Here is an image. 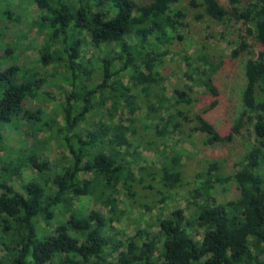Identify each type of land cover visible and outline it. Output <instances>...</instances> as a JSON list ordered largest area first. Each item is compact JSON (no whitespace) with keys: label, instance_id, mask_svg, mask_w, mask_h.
Here are the masks:
<instances>
[{"label":"trees","instance_id":"obj_1","mask_svg":"<svg viewBox=\"0 0 264 264\" xmlns=\"http://www.w3.org/2000/svg\"><path fill=\"white\" fill-rule=\"evenodd\" d=\"M30 1L38 6L34 16H27L29 0H0V21L19 22L12 8L25 13L26 30H35L41 42L37 66L21 70L14 62L0 72V142L4 127L20 118L32 125L35 142L33 151L19 149L16 159L1 162L25 180L22 191L0 182V264H264V0H227L228 7L218 0L188 3L197 10L194 21L208 22L207 28L228 26L229 20L244 28L232 57L247 50L245 38L258 48L256 57L242 62L240 108L226 134L205 117L219 103L213 76L221 63L211 61L203 48L177 57L180 76L192 84L177 87L176 103L166 105L161 68L175 55L172 43L188 34L182 0ZM26 34L21 30L7 45L0 33L3 61L24 50ZM88 47L96 55L87 57ZM42 68L49 81H63L69 91L59 88L65 102L50 112L40 106L30 113L23 107L28 97L55 101L40 91ZM199 87L212 101L194 111ZM177 105L181 109L172 116L169 107ZM119 113L124 118L116 120ZM172 135L193 149L197 138L212 148L236 135L246 141L229 173L223 172L226 160L209 159L187 183L181 168L192 154L168 148ZM52 146L60 150L55 160L36 157ZM142 147L156 161L142 159ZM45 171L53 176L50 183L42 177ZM144 178L153 184L144 186ZM225 184L234 197L219 201L216 187ZM139 185L153 191L150 205L164 211L180 198L183 206L150 222L139 215L144 226L133 224L129 235L112 227L127 215L118 209L117 196L121 187L138 207L144 202L135 189ZM90 197L110 216L79 203ZM57 214L65 220L47 229Z\"/></svg>","mask_w":264,"mask_h":264},{"label":"rangeland","instance_id":"obj_2","mask_svg":"<svg viewBox=\"0 0 264 264\" xmlns=\"http://www.w3.org/2000/svg\"><path fill=\"white\" fill-rule=\"evenodd\" d=\"M6 1V0H3ZM1 0V2H3ZM139 2H146L147 0H137ZM190 0H182L181 7L186 9L187 12V21H188V34L185 35L182 41H175L172 43V50L174 51L175 55H168L165 58L164 65L161 68V74L165 77L163 82L164 87V95L170 101L166 105H171L176 103L174 100V90L182 85H191L192 82L182 79L179 74V63L177 57H183L184 55L193 56L198 49L203 48L204 52L210 57L211 61L217 63L220 62V68L214 74L213 79L214 82L219 90V103L217 107L210 113L205 114L207 117L208 122L212 124L216 130L221 134H226L231 126L233 125L235 118L238 115L239 105H240V96L241 92L244 88V79L242 76V62L244 60L256 57L258 53V48L253 44L252 40L249 38H245V42L248 45L246 51L250 52L251 54H247L246 51H242L236 57H232V52L235 51L236 47H238L239 43L244 37L245 31L244 28L241 27L239 23H235L233 20H229L227 22L228 26H215L211 28H207L206 26L209 25L208 22L204 21L202 23H198L194 21L195 15H197V10L194 8L189 7L188 3ZM200 2L201 0H196ZM221 6L228 7L227 0H218ZM7 3V2H5ZM29 0V7H28V14L27 16H34L37 12L38 6ZM7 8H10L9 4ZM14 14L19 16V22H10V21H0V33L3 37V43L9 45L15 41L16 35L22 30L24 33H27L28 39H24L21 41V44L25 46L22 52H17L14 56H11L6 61H3L4 57V48L0 47V61L2 62L0 65V72L6 70V68L12 65L14 62L15 65H19L21 67H34L37 66L36 57H37V50H39V46L41 44L40 37L38 35L32 33H28L25 28V18L27 17L26 14H19L16 9H11ZM201 12V9L198 10V13ZM19 14V15H18ZM207 18V17H206ZM220 33H223L221 36ZM211 35L212 38H208ZM87 38H89L87 34ZM1 42V40H0ZM3 45V44H2ZM245 50V49H244ZM86 56L89 57L91 55H96V52L92 48L85 49ZM253 53V54H252ZM183 56H182V55ZM183 63V60H182ZM45 69H39V78L42 79L43 83L41 85L40 91L44 93H48L55 101L54 103L48 102H41L37 103L36 101L32 100L30 97L25 99L24 102V109L30 113H36L38 108L42 106L45 112H50L51 108L58 103L65 102V94L59 91V88L69 91L67 85L61 81H49V78L46 77L47 73ZM182 79V80H181ZM64 83V84H63ZM60 85V86H59ZM198 93V100L196 103L193 104L192 110L198 111L201 108L207 106L212 100L206 94L203 93L204 88L199 87L194 89ZM176 97V96H175ZM109 105V104H108ZM181 109L179 105L175 108L169 107V114L172 116L175 114V111ZM166 116V112L163 114ZM124 118L123 115L120 113L117 114L116 120ZM59 121V120H58ZM90 123V120L88 121ZM31 124L28 123L25 119L20 118L18 123H13L12 125L5 126L1 133V142H0V182L1 184L4 182V186L12 187L14 190L22 191V186L24 183V178L22 179L20 176H17L14 171L11 170H4L3 164L1 162H9V159H16V153L19 149H29L33 151L32 144L34 142V137H32V128ZM244 136L246 133L242 130ZM38 137L42 138L43 134L38 133ZM199 137V136H198ZM23 142L25 144L23 145ZM199 139L196 140V149L190 147L183 139L176 135H172L170 141L168 142L169 146L173 149H184L191 153V158L184 162V166L181 168L182 173L185 176L184 181L190 182L192 181L190 177H194L193 174L199 171L200 167H204L205 160L209 159H224L225 161V168L223 169L224 173H229V168H231L233 161L236 160L238 154L244 151V144L246 139H243L242 136L236 135V138L229 144L225 146H217V148L207 147L201 145ZM26 149V150H27ZM161 150V147H160ZM141 153L142 159H146L149 163L156 161V155L152 153L149 149L141 148L139 149ZM20 153V152H18ZM17 153V154H18ZM60 150L52 146V150L44 149L37 153L36 157L39 160L47 159L48 161H53L57 157H59ZM12 167V166H10ZM131 171L138 176L137 170L133 166H131ZM191 175V176H190ZM47 183L53 180V176L48 174L47 171L44 172L42 176ZM81 178H85V176H81ZM144 178L143 185H150L153 184ZM192 183V182H191ZM155 186V185H154ZM157 188V187H156ZM155 188V189H156ZM137 194L142 197L144 200L143 204L138 207H135L131 203L129 197L125 194V191L119 187L120 194L117 196L118 199V209L125 211L127 214L125 218L122 219L121 223L113 222L112 227L114 228H124V230L129 234L132 235L134 232L133 224H137V227H143V222H140L139 215H144V220L146 222H150L155 219L158 215H167L170 211L176 209L177 207L183 206V201L179 198L177 199V203H172L171 205H167L165 210L163 211L161 208L155 207L153 204L150 205V201L154 199L153 191L148 188H143L140 185L135 187ZM223 189V190H222ZM233 188L227 186L226 184L216 187V194L219 201H225L228 199H232L234 197ZM2 188H0L1 193ZM79 203L84 206V208L97 211L102 216H110L108 214V208H104L102 205L99 204L98 201L94 200L92 197L90 198H81L79 199ZM146 204H149L151 207L150 209L144 208ZM62 215L57 214L56 219L51 220L49 222V226H46L47 229L53 230L57 225L58 221L65 220ZM67 217V216H66ZM41 225L45 228V224L41 221ZM121 239H124L123 236H120ZM119 237V238H120ZM1 252V249H0ZM1 255V253H0Z\"/></svg>","mask_w":264,"mask_h":264}]
</instances>
